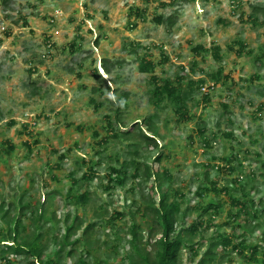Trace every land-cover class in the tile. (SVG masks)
<instances>
[{
  "label": "rangeland",
  "instance_id": "rangeland-1",
  "mask_svg": "<svg viewBox=\"0 0 264 264\" xmlns=\"http://www.w3.org/2000/svg\"><path fill=\"white\" fill-rule=\"evenodd\" d=\"M2 1L0 232L5 227L3 203L4 210L12 202L31 203L41 218L36 226L49 233L44 242L47 257L60 248L52 239L61 240L67 225L80 217L84 225L72 241L94 225L91 244L86 249L69 246L67 251L76 249L75 255L65 256L62 264H79V260L130 264L133 228L141 244L149 241V231L154 229H150L152 216L139 210L146 211L151 199L158 204L168 191L180 190L186 199H178L183 212L179 230L190 227L201 215L206 222L212 220L210 228L205 225L192 240L187 238L196 244L198 255L187 246L180 253V264H199L212 243H220L225 236L234 243L244 236L247 246H259L258 260H252L251 250L240 255L230 248L225 254L219 252L224 260L216 263L262 264L264 61L256 58L264 51V0H10L8 5ZM137 9L146 14L144 20ZM52 15L60 16L56 24L49 21ZM160 15L173 17L175 26L156 24L153 19ZM48 40L54 49H48ZM239 40L247 45L242 56L228 48ZM214 44L223 48L220 61L205 50H196ZM146 55L156 64L163 55L170 58L156 70L161 79L176 83L179 76H185L189 81L205 79L206 86L215 85L209 95L197 89L191 94L197 100L189 102L194 119H179L171 103L161 108L154 104L150 76L139 71ZM106 61L112 69L109 74L103 67ZM31 62L38 66L33 75ZM220 70L221 79L216 81L214 75ZM119 105L122 109L117 114ZM155 114L158 146L142 139L138 126ZM108 118L113 119L112 127ZM200 127L205 128V137ZM113 130L130 135L120 140L112 136ZM143 131L152 137L147 126ZM239 151L247 155L241 174L244 179L252 178L248 189L252 188L256 204L248 205L250 216L241 214L235 224L233 199H243L240 190L235 188L230 195L212 192L204 200L197 190L206 181L205 174L211 180L219 178L220 187L231 184L239 173L220 165ZM157 156L161 160L154 164ZM133 160L141 165L139 173L130 166ZM152 163L157 177L149 181L133 178L143 176ZM110 167L127 173L125 183L110 182ZM85 191L90 192V201L80 205L71 195ZM210 203L218 207L215 217L211 209L198 210L200 204L206 208ZM30 217L26 214L24 223L31 230ZM152 232L156 234L155 229ZM7 244L0 235V245ZM11 259L14 264L32 263L22 257ZM0 264H6L1 257Z\"/></svg>",
  "mask_w": 264,
  "mask_h": 264
},
{
  "label": "trees",
  "instance_id": "trees-1",
  "mask_svg": "<svg viewBox=\"0 0 264 264\" xmlns=\"http://www.w3.org/2000/svg\"><path fill=\"white\" fill-rule=\"evenodd\" d=\"M10 0H3L2 3L4 5H8ZM261 11L264 12V6L262 7ZM136 13L143 18L144 11L137 9ZM253 14H257L254 12ZM253 16V15H252ZM252 20L255 22L256 19L253 16ZM170 23H174L173 19L170 17L168 20ZM158 24H164L166 22L165 18L160 16L157 17L155 20ZM169 23V24H170ZM27 24V22H26ZM246 45L243 41L239 40L238 42H235L232 46H230V50L233 52L238 53L240 56L244 54V51L246 49ZM236 47H239V49L236 50ZM198 50V49H197ZM165 57V55H163ZM214 56L221 60V49L217 48L215 50ZM166 60H163V63L166 64L169 59L168 57H165ZM257 61L263 62L264 61V51H262V54L258 56ZM162 63V65H164ZM117 64H121L119 61ZM103 67L105 71L109 74L111 73V67L110 62L106 61L103 64ZM156 69L157 64L154 63L153 60L150 59L149 55H146L144 58H142V63L139 66V71L142 74H146L150 76L151 82H152V92L150 94L151 100L154 102L155 105H157L159 108L162 106H166V104L171 103L174 105V112L178 116L179 119L184 120H192L194 117L191 115L190 111V105L189 102H196L194 99V96L191 97V94L195 91L196 86L201 87L203 84L206 83L205 79H201L198 82L196 81H188L184 82L185 77L179 76L177 78V83L175 84L174 81L171 79H161L156 75ZM222 71H218L214 75V80L219 81L221 79V73ZM99 76V75H98ZM100 78V76H99ZM103 80V79H102ZM94 90L93 92H95ZM167 102V103H166ZM227 107V106H226ZM122 107L119 105L117 114L121 113ZM157 118V115H152L151 117L147 118L145 120L144 126L148 127L149 133L152 134V137L146 133V131H143V125L140 126V137L147 142H150V144L155 143L157 145V139L155 138L154 129H153V122ZM112 122V121H111ZM109 121V126L112 127V123ZM139 124V123H137ZM137 125H133V128H135ZM129 136L130 133L128 131H122V135H117L116 137L121 140L125 139L126 136ZM229 137L233 138L234 135L232 133L227 134ZM154 136V137H153ZM101 144V143H99ZM158 146V145H157ZM10 150L13 149V146H10ZM238 159V157L236 158ZM161 158L157 156L156 161L154 164L159 163ZM241 162V161H240ZM123 167L127 165V163L122 164ZM129 165V164H128ZM130 166L135 167V173H139L140 170V163L136 160L131 161ZM110 182L115 183L119 182V184L125 183V176H127V173L123 169H117L116 167H110ZM91 171L93 172V175L96 174L95 169L91 168ZM158 171L153 168V163L151 165L146 166V170L143 173V176L140 174H136L133 176L134 179H139L143 181H149L150 179H153L154 177H157L155 173ZM159 175V173H157ZM120 176H124L123 179H119ZM142 176V177H141ZM253 177H255V174H253ZM116 178V179H115ZM205 182L201 184V186L197 190V194L199 197L204 200L209 194L212 192H216L220 194L221 192H231V189L229 186L224 187L222 189L219 188L218 179L211 180L208 176V174H205ZM250 180L252 178H248L247 182H243V180H237V189L240 190L243 199L237 200L233 199V205L235 207V212L232 213V218L234 220V223L236 224L238 221H240L241 214H244L246 216H250V210L248 209V205H255V200L253 197H251V191L252 188L248 189L250 186ZM76 184L79 183V181L75 182ZM243 183H247V185H243ZM247 188H244V187ZM171 190V189H170ZM72 191V190H71ZM71 193L68 195L69 198H72L76 200L77 203L80 205L89 202L90 201V192L85 191L84 193H78V195H71ZM174 198L172 202H170V199ZM186 199V196L184 193H182L180 190H175V192L168 191V193L164 194L163 197L159 200L158 204L151 199L149 201L148 205L146 206V211L139 210V212L142 213V215L152 216L153 219V227L156 234L151 231H149V241H147L144 244H141V237L137 231L136 228H133L132 235L133 240L130 242V244L133 247V254L130 258V264H180V253L182 250L189 246L191 251H194L196 255H198L197 252V246L193 243V241H187V238L189 237L190 240H192L197 234L200 233V229H203L205 225H207L208 228L212 226L211 219L209 222H206L203 220L202 215L199 217L197 222H194L190 227L185 228L182 227L180 230L178 229L179 219L181 218L182 212V206L178 199ZM261 202V201H260ZM16 202H12L8 205L7 209L4 210L5 203H3L1 210L3 212L2 220L4 223V228L1 230L0 235L4 237V240L8 242L7 245H0V257L3 261H5L6 264H14L15 259H11V257L20 258L22 257L24 260H30L31 264H62L63 258L65 256H73L75 255L76 249H71L70 251H67V248L70 247H76L77 245H80L84 247L85 249L88 248V246L91 244L89 242V238L91 237L92 232L94 231V225L87 226L83 231L82 235L79 237L78 240L72 241V237L78 234L80 230H82L84 221L80 219V217L75 218V223L72 225H67L66 227V233L65 236L58 240L57 236L52 239V242L57 244L60 248L56 253L50 257H47L45 253V245L44 242L47 240V236L49 233H44L43 229H40L37 227L38 221L41 219H38V210L31 204V203H23L20 202V205H16ZM18 206V207H17ZM209 209H211L214 214L211 215L212 217L217 216V210L218 207H216L213 203H210L208 207L204 208L203 205H199L198 210H203L204 213L207 212ZM12 210L15 211V213H12ZM150 211V213H148ZM138 212V213H139ZM146 212V213H145ZM210 212V211H209ZM264 212V211H263ZM187 213V212H186ZM184 214V216L186 215ZM26 214H30V219L33 220V227H31V230L28 226L24 223V219L26 218ZM258 214L255 213L254 217H256ZM180 217V218H179ZM239 226H242V223H238ZM136 227V226H135ZM206 227V228H207ZM252 227V226H251ZM179 230V231H178ZM177 235V236H175ZM140 237V238H139ZM144 237V236H143ZM142 237V238H143ZM159 237V238H158ZM241 242L234 243V241L230 237H224L223 240H221L220 243L214 242L212 243V247L209 248L208 252L205 254L204 258L199 264H218L216 263L217 260H220V262L224 260V255L219 258V255L221 256V253L225 254L226 251L230 248H232L234 251L239 252L240 255H244L246 250L252 251V260L257 261V254L258 250L260 249L259 246H247L245 243V237L241 236ZM152 240L155 241V243H152ZM221 246V248H219ZM148 247H152L151 249H148ZM223 251V252H222ZM89 256L90 251H87ZM219 252H221L219 254ZM11 256V257H10ZM101 261H96L95 264H100ZM79 264H89L85 260H79ZM220 264V263H219ZM264 264V261L263 263Z\"/></svg>",
  "mask_w": 264,
  "mask_h": 264
},
{
  "label": "clouds",
  "instance_id": "clouds-1",
  "mask_svg": "<svg viewBox=\"0 0 264 264\" xmlns=\"http://www.w3.org/2000/svg\"><path fill=\"white\" fill-rule=\"evenodd\" d=\"M146 15V14H145ZM145 15L143 16V18H142V20H144L146 17H145ZM160 16H162V17H164L163 15H160ZM160 16H157V17H160ZM60 16H54V15H52V18H50L49 19V21L51 22V24H56V22H57V18H59ZM157 17H155L153 20H154V22H155V20H156V18ZM165 18V17H164ZM170 17H168V18H165V20H166V22H168L167 20L169 19ZM172 19H173V22L174 23H170V25H172L173 27L175 26V24H176V21H175V19L173 18V17H171ZM156 23V22H155ZM156 24H158V23H156ZM159 25H163V24H159ZM242 41V40H241ZM234 43H232V44H230L229 45V47L230 46H232ZM47 45H48V49H54L55 48V46H54V43H53V41H52V43H51V41L50 40H48V42H47ZM73 47H75V45H73ZM228 47V48H229ZM246 48H247V45L245 46ZM199 48H201V49H198V51L199 50H205V52H207V53H211V55H212V57L215 59V60H219V59H217L215 56H214V53H215V50L217 49V48H220L221 49V57H222V59H223V48H222V46L221 45H219V44H214V45H212L209 49H204V47H199ZM237 49H239V47H236V50ZM197 50V49H196ZM246 50V49H245ZM244 53H245V51H244ZM166 57V56H165ZM168 59H169V61L166 63V64H164L163 63V60H166L165 58L162 60V61H160L158 64H157V68L159 67V65H161V66H164V65H167L171 60H170V58L168 57ZM221 59V60H222ZM220 61V60H219ZM155 63V62H154ZM162 63L164 64V65H162ZM29 64V63H28ZM156 64V63H155ZM157 70V69H156ZM29 71H30V73H31V75H33V74H35V73H38V66L36 65V64H34V63H30L29 64ZM221 71V70H220ZM185 77V76H184ZM172 80V79H171ZM192 80V79H191ZM190 80V81H191ZM199 80H201V79H199ZM199 80H193V81H196V82H198ZM173 81V80H172ZM178 81V80H177ZM189 80H187L186 79V77H185V80H184V82H188ZM177 83V82H176ZM175 83V84H176ZM30 84H32V85H34V84H36V82H31L30 81ZM178 84V83H177ZM207 84L205 83V84H203L200 88L199 87H197L196 86V88L195 89H197V90H200V91H203L204 92V96H206V95H209V92H210V89H215V85L214 84H212V85H208V86H206ZM35 86V85H34ZM36 95H37V93H36ZM195 99V98H194ZM196 100V99H195ZM197 101V100H196ZM113 119L112 118H108V122L110 121H112ZM112 123V122H111ZM110 127V126H109ZM111 132H114V133H112L113 135V137H116L118 134L116 133V131L115 130H113V131H111ZM120 133H122V131L120 132ZM199 133L201 134V137H203L204 136V134H205V128H203V127H200L199 128ZM229 134V133H228ZM228 136V135H227ZM205 137V136H204ZM233 138H235V137H233ZM118 139V138H117ZM241 151H239V152H233V153H231V155H230V157H228L227 158V160H226V165H220V166H222V167H224L225 166V168L226 169H228L231 173H235V172H237V173H239L237 176H235L233 179V182L231 183V184H227V185H225V186H223V187H220L219 186V188L220 189H222V188H224V187H227V186H229L230 187V189H231V191H233V190H236L235 188H237V183H236V181L237 180H243V182H247V179H244V177H242V174H241V171H243V169H244V161L245 160H247V155H245V156H242L241 155V153H240ZM247 154V153H246ZM238 157V159H236ZM241 161V162H240ZM234 163H235V166H234ZM213 164V163H212ZM220 166H217V168L216 169H218V170H220ZM218 179V183L220 182V180H219V178H217ZM243 185H247V183H243ZM222 193V192H221ZM223 193L224 194H228V195H230L231 194V192H225V191H223Z\"/></svg>",
  "mask_w": 264,
  "mask_h": 264
}]
</instances>
